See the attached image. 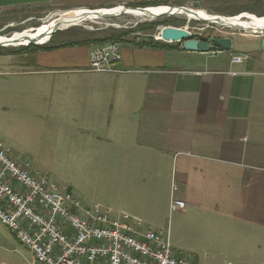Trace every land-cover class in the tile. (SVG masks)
Segmentation results:
<instances>
[{
	"label": "crops",
	"instance_id": "1",
	"mask_svg": "<svg viewBox=\"0 0 264 264\" xmlns=\"http://www.w3.org/2000/svg\"><path fill=\"white\" fill-rule=\"evenodd\" d=\"M160 1L0 0V12L32 11L40 18ZM231 38L227 57H221L224 51L120 43L122 59L113 73L90 71L95 46L37 51L27 59L3 56L0 107L14 135L1 144L22 164L41 152H66L74 163H95L101 180L105 171L117 179L111 192L127 190L131 204L140 196L143 203L128 214L152 231H169L173 249L171 230L162 225L170 212L177 216L180 240L214 257H232L237 264H263L264 49L258 36L233 33ZM242 39L259 43L243 52L238 50ZM232 55L246 58L232 63ZM154 159L166 163L169 174L163 178L169 182L161 183L174 195L143 179L149 167L144 163ZM85 177L90 180L89 174ZM118 193L107 190L106 195L125 201ZM172 201L183 202L184 208L171 211ZM11 236L0 235L2 264L29 263L30 252Z\"/></svg>",
	"mask_w": 264,
	"mask_h": 264
},
{
	"label": "built area",
	"instance_id": "2",
	"mask_svg": "<svg viewBox=\"0 0 264 264\" xmlns=\"http://www.w3.org/2000/svg\"><path fill=\"white\" fill-rule=\"evenodd\" d=\"M245 58L232 55L231 62ZM121 59L120 44L108 42L92 50L89 69L117 72L114 65ZM183 208V202H171V211ZM0 223L23 240L32 256L27 264H196L176 256L169 231H152L128 213L84 204L31 173L29 165L15 161L1 143Z\"/></svg>",
	"mask_w": 264,
	"mask_h": 264
},
{
	"label": "rangeland",
	"instance_id": "3",
	"mask_svg": "<svg viewBox=\"0 0 264 264\" xmlns=\"http://www.w3.org/2000/svg\"><path fill=\"white\" fill-rule=\"evenodd\" d=\"M123 7V6H119ZM157 7H184L189 8L191 10H200L204 11L209 15H219L222 17H237L241 14H251L258 18L264 17V0H163L160 2H154L145 7H128V8H157ZM116 8V7H113ZM112 9V8H110ZM84 10V9H76L74 11ZM85 10H93V9H85ZM99 10V9H94ZM65 12H53L50 15H34L32 11H26L23 13H6L0 12V37L12 36L15 33H23L28 30H37L42 27L48 20L50 16H55L59 14H66ZM68 11L67 13H69ZM35 16V17H34ZM36 18V19H33ZM167 24V25H161ZM152 24H156L153 25ZM147 25L145 32H134L128 36H126L125 41H143L147 40L148 43L151 41L148 40L153 39L156 42L165 43L169 45H175L180 43V40H171L167 38H179L182 36V31L189 32L192 35L199 34L202 37L199 40H205V37L208 36H216V37H228L233 33L237 34H245L241 32H234L231 29L226 27H221L218 25H212L210 23L195 21L189 19L183 15H175L172 17L161 16L155 19H140L133 17L131 15H122L119 17L109 18V19H97L93 21H86L74 27H70L65 30H54L50 34H48L43 42L47 41L49 35L50 39L43 45H47L49 43H63L66 41H75L81 39L91 38L90 34H96L95 37L102 38L103 36H108L106 34H99L100 32H108L109 30L118 31L120 29H135L137 26ZM152 26V27H151ZM166 28L174 29V31L166 30ZM202 29V30H199ZM249 35V34H247ZM264 35V34H262ZM196 36V35H195ZM253 36V35H251ZM259 38H263L264 36H258ZM11 38V37H10ZM193 38V37H192ZM40 42V43H43ZM258 44L259 40L250 41L248 39H242L240 41L239 51L249 52L253 44ZM261 43V42H260ZM41 46L33 43H23L20 46H6L1 47L4 49H24L27 48V54L20 56L19 59H27L30 57V53L33 52L34 47ZM236 49V48H235ZM171 50V49H170ZM235 53L237 51H234ZM221 57H227L228 52H223ZM19 57V55H18ZM7 59V58H6ZM6 59L3 56H0V62H4ZM26 62V60H25ZM28 63V62H26ZM1 106V102H0ZM11 126V120L8 118L6 114L3 113L0 107V143L6 144L9 139H12L10 135L14 133L9 129ZM20 131H15V136L18 135ZM37 134V131L36 133ZM38 135V134H37ZM31 139V137H29ZM46 147L43 149L45 150ZM42 149V150H43ZM47 149V148H46ZM65 150V146H63ZM32 155V154H31ZM30 156V155H28ZM34 159V160H33ZM25 163L29 165V170L33 173H38L39 176L46 178L50 183L56 185L59 190L63 192L70 193L74 197L80 199L84 204H106L105 206L112 208L117 211L131 213L132 209H135L137 205L143 203L140 199L139 201L132 202L131 204V195L127 190L120 191L118 188L115 191L111 192L110 190L117 183V179L108 174L106 171L102 175V180L97 175L95 169H93V165L95 163H74L70 161V155H66V152L62 153L60 156L55 155L52 156L48 153L41 152V154L36 155L35 157H27L25 159ZM145 165H149L144 171L143 179L149 181H153L157 187H160L158 190L166 193L172 192L170 191L169 186H165V184L169 182L167 178H163L168 175L167 165L164 161L154 159V163H144ZM140 165H143L140 162ZM90 175V180H87L85 175ZM152 177V178H151ZM165 183L164 185L162 183ZM165 188V191L163 189ZM157 189V188H156ZM107 190L112 195H115L118 191L119 196L126 199L125 201L120 200H111L106 194ZM106 191V192H105ZM137 196V194L135 195ZM130 200H129V199ZM108 200V201H107ZM164 227H168L171 230V240H174L177 247L174 249L176 256L179 258H183L189 261H192L196 264H237L235 263V259L232 257H214L212 253L208 250H202L200 246L193 244L192 242H187L185 240H180V233L177 230V216H173V212L167 214L162 222ZM11 233V231H10ZM9 231L3 227L0 223V235L7 237H12ZM13 235V234H12ZM14 236V235H13ZM15 237V236H14ZM11 243L15 244L10 238ZM173 243V242H172ZM21 245V244H20ZM22 246V245H21ZM10 258H15L16 261H22L23 255H8ZM28 253L26 254V258H28ZM3 262L0 260V264Z\"/></svg>",
	"mask_w": 264,
	"mask_h": 264
},
{
	"label": "bare ground",
	"instance_id": "4",
	"mask_svg": "<svg viewBox=\"0 0 264 264\" xmlns=\"http://www.w3.org/2000/svg\"><path fill=\"white\" fill-rule=\"evenodd\" d=\"M187 8V7H186ZM121 11L120 7L112 8L110 10L104 11L107 14L115 15ZM169 11V7H157V8H147L143 13L135 10L128 11V15H131L140 19H155L156 16H162L164 13ZM172 12L175 15H183L189 19L195 21L206 22L210 24H215L218 26H225L231 28L235 31H240L245 34H264V17L258 18L251 14H241L237 17H222L219 15H209L204 11L200 10H190L182 11L174 8ZM101 11L90 12L89 10H78L71 11L66 14H59L55 16H50L47 22L37 30H28L23 33H15L12 36L0 37V46H20L27 42H43V39L48 35L50 31L53 30H65L70 27H74L86 21H93L101 19ZM11 37V38H10ZM15 236L17 241L23 246V240L18 238L16 232L11 231Z\"/></svg>",
	"mask_w": 264,
	"mask_h": 264
},
{
	"label": "trees",
	"instance_id": "5",
	"mask_svg": "<svg viewBox=\"0 0 264 264\" xmlns=\"http://www.w3.org/2000/svg\"><path fill=\"white\" fill-rule=\"evenodd\" d=\"M156 25V24H152ZM161 25H167L166 23L163 24L161 23ZM151 26V27H152ZM147 25H143V26H137L135 29H120L118 31H113V30H109L108 32L104 31V32H100L99 34H106L108 36H103L102 38L100 37H95L97 36L96 34H90L91 38H87V39H81V40H75V41H66L63 43H59V44H47V45H41V46H35L33 49V52H37V51H49V50H54V49H59V48H64V47H70V46H95V48L103 46L105 43L111 42V43H128L131 44L134 47H140V48H153V49H168V50H178L181 49L183 50V42L177 43L175 45H169V44H165V43H160V42H156L153 39H148L151 42L148 43L147 40H143V41H125L126 36L134 33V32H145L147 31L146 29ZM148 28V27H147ZM54 31V30H53ZM52 31H50L48 34H50ZM27 48L24 49H4V48H0V56H18V55H23V54H27Z\"/></svg>",
	"mask_w": 264,
	"mask_h": 264
},
{
	"label": "water",
	"instance_id": "6",
	"mask_svg": "<svg viewBox=\"0 0 264 264\" xmlns=\"http://www.w3.org/2000/svg\"><path fill=\"white\" fill-rule=\"evenodd\" d=\"M121 11H119L118 14L115 15H111V14H107L104 11L110 10V9H99V10H89L90 12H95V11H101L103 14L101 16V19H109V18H114V17H119L122 15H128V11L130 10H135L138 11L140 13H143L144 10H147V8H128V7H120ZM174 8L169 7V11L164 13L162 15L165 17H172L175 16L176 13L172 12ZM176 9L179 10H186V11H190L191 9L189 8H184V7H177ZM71 12V11H70ZM158 18V16H156ZM159 17H161L159 15ZM215 25V24H214ZM225 27V26H222ZM227 28V27H226ZM231 29V28H228ZM166 30L169 31H174V29L171 28H166ZM233 30V29H231ZM234 32H236L235 30H233ZM240 32V31H238ZM242 33V32H241ZM264 36L262 34H254L253 36ZM50 39V35L47 39V41L43 42V43H37V42H29V43H33L36 45H43L46 42H48V40ZM168 40H180L181 42H183V50H186L188 52H199V53H208L210 51H214V52H231L232 50V38L230 37H215L212 39H209L208 41L206 40H196L193 39L189 33L182 31V36H180L179 38L173 37V38H167ZM1 47H5V46H1ZM261 47L264 49V37L261 40Z\"/></svg>",
	"mask_w": 264,
	"mask_h": 264
}]
</instances>
